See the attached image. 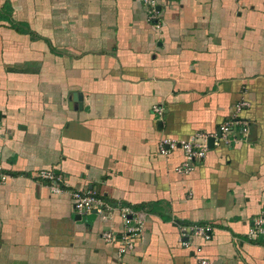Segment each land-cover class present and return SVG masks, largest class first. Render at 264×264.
Masks as SVG:
<instances>
[{"label": "crops", "instance_id": "1", "mask_svg": "<svg viewBox=\"0 0 264 264\" xmlns=\"http://www.w3.org/2000/svg\"><path fill=\"white\" fill-rule=\"evenodd\" d=\"M157 2L159 29L137 0H0V264H197L181 228L200 223L210 238L188 239L209 264H264L247 234L264 210V0ZM226 119L247 137L188 174L179 148L156 152ZM89 188L106 218L74 212ZM120 206L142 226L118 254Z\"/></svg>", "mask_w": 264, "mask_h": 264}, {"label": "built area", "instance_id": "2", "mask_svg": "<svg viewBox=\"0 0 264 264\" xmlns=\"http://www.w3.org/2000/svg\"><path fill=\"white\" fill-rule=\"evenodd\" d=\"M144 8L146 13V20L150 22L154 28L159 29L160 19L159 10L157 9L158 0H137ZM247 106V102L243 99L238 100L234 106L233 111L239 112L243 107ZM156 119H161L163 109L160 105H153L151 109ZM218 133L195 132L183 140L175 141L168 138H161L157 143L156 152L159 155H166L171 150L179 148L182 153V160L173 167V171L180 175H185L191 172L195 165L199 164L208 149L228 145L231 142H237L247 137L248 125L246 121L239 119H226L222 121L218 128ZM210 139V146L208 140ZM34 175L43 180L51 181L49 189L53 193L60 191L57 183H52L53 174L51 170L39 169ZM6 175L0 172V181L6 179ZM70 196L72 198V208L77 215H85L94 213L100 218H106L113 212L115 207L112 203L105 201L102 195L95 190L89 188L84 190H71ZM119 217L121 219L122 227L119 234L118 254L125 252H132L133 247L131 239L135 234L141 232L142 219L139 216L138 208L132 206H120ZM211 227L209 224L200 223L183 226L181 228V244L185 247L191 246L192 252L195 255L197 264H209L207 257L200 255V244L191 242L188 238L191 236L198 237L200 240H208L210 238ZM248 236L264 235V210L260 218L255 219L250 224ZM101 237L105 241L113 240L116 235L115 232L108 230L101 232Z\"/></svg>", "mask_w": 264, "mask_h": 264}, {"label": "water", "instance_id": "3", "mask_svg": "<svg viewBox=\"0 0 264 264\" xmlns=\"http://www.w3.org/2000/svg\"><path fill=\"white\" fill-rule=\"evenodd\" d=\"M216 133H218V130H216ZM208 145L210 146V139L208 140Z\"/></svg>", "mask_w": 264, "mask_h": 264}]
</instances>
